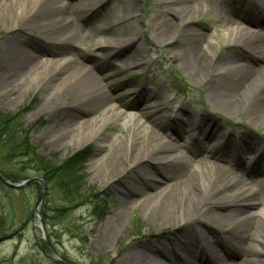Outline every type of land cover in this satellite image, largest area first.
<instances>
[{
    "label": "rangeland",
    "instance_id": "374dc122",
    "mask_svg": "<svg viewBox=\"0 0 264 264\" xmlns=\"http://www.w3.org/2000/svg\"><path fill=\"white\" fill-rule=\"evenodd\" d=\"M62 1L64 4H72L79 8V16L73 19L80 28L86 27L89 38L68 44L67 49L72 50L68 55L74 65L72 68L41 80L36 86L28 80L26 82L21 79L12 95H5V89H1L0 118L12 119L17 127L16 131H26V144L32 152L28 158L14 161L10 159L6 165L10 171L23 169L28 179L36 178L43 183L44 197L39 215L55 249L63 257L77 264H119L125 255L131 257V253L136 254V244L148 243L158 234L154 227L147 224L142 212L136 207V198L127 197L129 191L136 190L138 186L133 169L127 168L130 177L125 180L120 177L108 179L109 176L104 175L106 167L111 162L110 151L118 155L116 140L128 137L127 127L113 118L109 119L97 134L81 133L77 142L72 139L69 143L48 146L46 132L52 122L49 119L50 112H42L44 104L53 95L60 81L67 74H71L77 66L98 76L95 70L97 67L103 73L101 76L106 78L110 85V90L116 93L121 115L136 119L137 115L142 116L146 113V116H154V122L160 127L173 126L170 115L182 109L206 116L230 130L234 135H228L227 138L233 139L234 136L249 138L257 148L256 154L264 153V121L252 120L246 112L241 114L223 112L209 100L212 88L226 86L228 89L231 86L230 81L222 77L226 66L219 65L220 62L215 58L211 60L212 54L220 52L227 55L228 60L232 59V65L246 62L224 35L235 29L247 31L248 34L260 31L264 33V30L243 28L244 25L235 16L236 8L247 5V0H187L188 10L180 16L181 19L191 21V28L208 37L213 44L209 53L203 56L206 61L209 60L207 65L204 64L203 70L199 73L192 74L180 58L182 52L185 53L184 49L176 45L187 25L173 20V35L165 43L163 36L156 31L158 22L164 17L171 20L165 11L175 9L176 4L172 1ZM193 8H197L200 14L193 16L191 14ZM261 14L263 17L262 10ZM19 18L15 10L9 9L0 15V52L16 44L23 58L30 54L37 61L46 59L52 61V56L47 57L46 53L49 50V54L52 53L53 46L43 44L36 31L9 32L10 24ZM253 19L256 20L254 15ZM57 40L59 39L55 41ZM100 41H106L111 48L105 50L103 44L101 46L97 43ZM119 41L124 43L119 44L117 49L115 45ZM261 41L264 44V38ZM135 43L140 48L139 65L142 66L134 69L131 66L130 55ZM106 51H111V58L106 57ZM259 66L255 68L264 77V64ZM48 83L51 86L48 87ZM147 90L156 94L157 98L148 99L146 103H142L138 111H131L130 108L142 97V92ZM80 120L85 121L83 118ZM208 128V125L196 129L189 128L187 133H191V130L200 132ZM212 135L216 138V144L223 146L225 141L220 140L221 135L219 133ZM202 142L206 143L205 148L209 146V141H205L203 137ZM196 149L197 145L191 150L197 152ZM80 153L85 155V160L81 163L82 169L77 172L81 183L77 180L69 181L68 187L64 186L66 183L59 185L51 182L48 185L35 174L32 162L34 158L61 163ZM3 157L4 153L0 151V165H3L1 162ZM185 157L187 161L182 162L190 169L201 167V157L193 158L190 155ZM204 158L205 162L209 163V155L205 154ZM246 159L253 162L251 156H246ZM170 178L171 174H164L156 179L160 184L168 186L169 183L166 182ZM248 184H256L255 189L264 196V175L253 177ZM6 188L0 189V216L5 218L6 222V226L2 228L11 227L9 228L11 230L5 233V237H0V264H60L50 250L40 242L39 224L34 219L38 184L34 183L19 190L10 191V188ZM75 195L77 201L73 199ZM64 197L74 201L70 203L72 204L70 210L64 216H58L55 210L65 204L62 200ZM260 204L262 205V202ZM259 209L261 207L257 205L250 212V216L258 215ZM225 212L226 210L222 214ZM113 219L122 221L120 220L121 222L108 232L107 241L100 245L101 226ZM232 226L233 223L227 224L228 235L234 232ZM173 228L174 226L163 229L158 241L164 242L166 239L178 241L176 249L180 250L191 241V235L182 229L174 233ZM215 240H218V237L212 238L211 244H214ZM228 242L234 243L232 236ZM222 251L219 250L218 255H221Z\"/></svg>",
    "mask_w": 264,
    "mask_h": 264
},
{
    "label": "bare ground",
    "instance_id": "6f19581e",
    "mask_svg": "<svg viewBox=\"0 0 264 264\" xmlns=\"http://www.w3.org/2000/svg\"><path fill=\"white\" fill-rule=\"evenodd\" d=\"M169 1L176 4L175 9L165 11L171 20L164 17L158 22L156 31L163 36L165 43L173 35V20L186 24L176 45L182 46L185 51L180 58L186 68L192 74L199 73L209 61L203 56L209 53L213 44L208 37L191 28V21L181 19L180 16L188 10L187 0ZM247 2L254 3V0ZM6 9L15 10L20 16L10 24L9 32L34 30L43 44L53 46V53L52 61H37L30 54L23 58L16 44L1 51L0 91L5 89V95H12L21 79L36 86L41 80L72 68L73 64L68 57L72 50L67 49L68 44L89 38L86 27L80 28L73 19L79 16L78 7L64 4L62 0H0V15ZM259 9L264 13V0ZM191 14L195 16L200 11L193 8ZM258 27L264 30V16ZM224 36L235 47V51L242 54L246 65L234 63V66L227 55L220 52L212 54L211 60L215 58L220 62L219 65L226 66L222 77L230 81L231 86L228 89L226 86L212 88L209 100L223 112H246L250 119L264 121V77L256 69L264 64V44L261 41L264 33L248 34L247 31L235 29ZM97 43L101 46L103 44L105 50L111 48L106 41ZM121 43L124 41H119L115 47L119 49ZM110 52L106 51V57H112ZM130 58L132 68L142 66L139 65L140 48L136 43ZM95 70L98 76L77 66L60 81L44 104L42 112H50L49 119L52 122L46 132L48 146L69 143L72 139L77 142L81 133L97 134L113 118L127 127L128 137L116 140L118 155L110 151L111 162L104 175L109 176L108 179L120 177L125 180L130 177L127 168L133 169L138 186L136 190L131 189L127 197L136 198V207L158 234L148 243L136 244V254L131 253V257L125 255L119 264H264V196L255 189L256 184H248L253 177L264 175V153L255 156L253 163H248L244 156L240 158L242 153L237 151L236 145L231 147L226 144L221 149L230 150L229 156L221 153L217 144L211 148L199 146L197 152L193 153L189 148L192 145H180L168 127H158L153 119H132L121 115L116 93L110 90L106 78L101 76L102 71L97 67ZM142 98L156 99L157 95L147 90L143 92ZM82 118L84 122L80 120ZM170 119L173 124L181 126L182 134L189 128L202 125H208L221 138L232 134L214 120L182 109L172 113ZM197 135L195 132L187 133V142L195 141ZM215 140L211 138V144ZM205 154L209 155V163L205 162ZM185 155L201 157V167L190 169L182 162L187 161ZM164 174H171L168 186L160 184L156 179ZM257 205L261 207L259 214L250 216ZM224 210L226 212L222 214ZM120 220L113 219L101 226L100 245L107 241L108 232ZM228 223H233L234 231L229 235L226 232ZM172 226L174 233L182 229L191 235V241L180 250L176 249L178 241H158L162 230ZM230 236L234 246L226 259L222 260L218 250L228 242ZM214 237L223 238V241L215 240L211 244ZM226 245L230 246V243Z\"/></svg>",
    "mask_w": 264,
    "mask_h": 264
},
{
    "label": "trees",
    "instance_id": "16d2710c",
    "mask_svg": "<svg viewBox=\"0 0 264 264\" xmlns=\"http://www.w3.org/2000/svg\"><path fill=\"white\" fill-rule=\"evenodd\" d=\"M16 128L17 127L15 126V124H13L12 119L0 118V151L4 153V157L2 158L1 161L3 165H0V174L4 178L12 180L14 182L28 179V177L27 175H25V171L23 169H21V171L20 170L10 171L7 169L8 165L6 164L9 163L10 159L11 161H14L16 159L28 158V156L32 155V152L28 149L26 144V138H25L26 131L19 132L16 131ZM84 160H85V155L80 153L76 157L70 160H65L64 162L61 163L46 161L42 158H34L32 162L34 164L36 176L41 177L48 185L51 182L59 185H63L64 183H66L64 184V186L68 187L67 185L69 184V181L80 180L77 172L82 169L81 163ZM0 186L3 187L2 189L0 188L1 190L7 187L1 181H0ZM11 190L12 189H10V191ZM76 195L73 196L74 197L73 199L75 201L78 200V198H76L77 197ZM62 200L65 204L55 210L58 216H64V214L70 210V207L72 205L70 203L71 202L73 203L74 201L68 199L67 197L66 198L64 197V199ZM4 226H6L5 218L0 216V237H5L6 236L5 233L11 230L9 229L11 227L2 228ZM3 229L6 230L4 231ZM40 242L45 248H48L42 240H40Z\"/></svg>",
    "mask_w": 264,
    "mask_h": 264
},
{
    "label": "water",
    "instance_id": "95a60500",
    "mask_svg": "<svg viewBox=\"0 0 264 264\" xmlns=\"http://www.w3.org/2000/svg\"><path fill=\"white\" fill-rule=\"evenodd\" d=\"M0 181L6 185L7 187L11 188V189H15V190H19L25 187H28L34 183L38 184L39 186V191H38V195H37V200H36V204H35V209H34V218L37 219L39 221V230L41 232V237L42 239L45 241V243L48 245V247L50 248L52 254L54 255L55 259L60 262L61 264H77L74 261H71L65 257H63L55 248L54 246L51 244V242L48 239V236L46 234V230H45V226H44V222L41 219L40 215H39V208L40 205L43 202V197H44V185L43 183L36 178L33 179H27L24 181H20V182H14L12 180H8L5 179L4 177L1 176L0 174Z\"/></svg>",
    "mask_w": 264,
    "mask_h": 264
}]
</instances>
